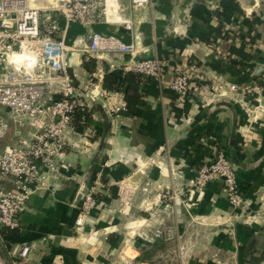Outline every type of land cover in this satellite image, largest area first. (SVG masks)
<instances>
[{"label": "crops", "instance_id": "obj_1", "mask_svg": "<svg viewBox=\"0 0 264 264\" xmlns=\"http://www.w3.org/2000/svg\"><path fill=\"white\" fill-rule=\"evenodd\" d=\"M252 5V0H152L150 7L123 15L134 22L130 33L112 24L96 26L126 43L139 39L140 57H157L168 70L195 66L208 81L252 83L264 94V10L252 11ZM112 58L120 64L125 57ZM109 62L99 65L107 70ZM171 75L143 82L131 116L114 120L100 104L92 107L81 128L91 130L90 137L64 157L73 165L69 179L53 192L32 195L21 215L22 231L5 237L11 251L30 246L24 264H52L56 258L67 264H114L117 258L122 261L116 264L125 258L129 264H163L169 258L179 264H264V101L248 98L246 107L181 104L170 89ZM10 127L9 145L17 141L14 124ZM220 152L235 167L240 193L250 204L244 213L232 209L219 179L202 194L189 192L198 168ZM124 184L132 188V201H123ZM86 187L94 189L98 206L79 234L75 221ZM160 193L179 200H159ZM140 195L149 197L147 210L168 207L182 215L172 237L128 240L125 229L138 231L141 224L125 214L145 210ZM144 252L147 260L139 261Z\"/></svg>", "mask_w": 264, "mask_h": 264}, {"label": "built area", "instance_id": "obj_2", "mask_svg": "<svg viewBox=\"0 0 264 264\" xmlns=\"http://www.w3.org/2000/svg\"><path fill=\"white\" fill-rule=\"evenodd\" d=\"M128 1L126 6L116 0L117 11L112 13L107 0H55L49 7H38L35 0H0V141L10 133V123L17 137L14 144L0 149V264L28 261L30 246L23 244L19 251H11L5 237L22 231L21 215L32 195L53 192L61 181L69 179L73 165L64 161L66 152L79 148L91 135V130L83 132L74 126L77 112H90L100 104L105 114L116 120L128 111L125 93L103 86L107 72H133L145 81L160 80L169 71L170 89L177 102L194 100L202 108L218 103L246 107L248 98L259 105L264 101L263 91L252 83L208 81L195 66L185 64L168 70L157 57H140L139 39L126 43L116 35L92 30L106 23L132 32L133 20L123 15L150 7L152 0ZM252 1V11L264 10V0ZM72 24L89 29L88 35L69 43L67 32ZM120 54L125 58L117 64L112 57ZM108 59L111 62L104 70L99 62ZM89 60L96 61L93 72L85 68ZM261 81L264 85V75ZM217 179L222 181L232 209L246 212L250 204L240 193L236 169L223 152L198 168L189 185L190 194L204 193ZM96 197L93 188L81 191L75 221L79 234L98 206ZM158 199L173 198L160 193ZM52 264L67 263L56 258Z\"/></svg>", "mask_w": 264, "mask_h": 264}, {"label": "rangeland", "instance_id": "obj_3", "mask_svg": "<svg viewBox=\"0 0 264 264\" xmlns=\"http://www.w3.org/2000/svg\"><path fill=\"white\" fill-rule=\"evenodd\" d=\"M35 3L37 4L38 7H49L55 3V0H35ZM57 17H58V21H60L61 17L60 16H57ZM11 135L12 133L11 134L9 133L3 140L0 141V149L9 145L8 143H9V139ZM12 142L13 141L11 140V143ZM126 188L128 189H132V188L131 186L126 185L122 189L123 193L125 194L129 193V195L122 196L125 198L124 200L125 202H129V201H132L133 193L131 192V190L126 191ZM139 199H140V204H141L142 209H145V210H141L138 213L137 212L136 213L127 212L125 214L126 217H128L129 219L131 217L133 218V216L135 217L136 219L135 222H136L137 227L138 225L141 224V226L138 227L139 228L138 231L136 230V227L134 226L131 227V225H129V227L125 229L126 230L125 233L127 235L128 240L131 242V240H135L139 238L143 242L153 243V241L158 240L160 237H172L175 234V231L177 230L174 228L173 224L175 223V221L181 220L183 218L182 215L177 214L179 216L176 217L174 215L176 213H174L173 210H170V208L168 207L158 209L155 212L151 210H147L146 207L149 202L148 195H140ZM172 200L170 202H176V200H179V199H176L175 201H172ZM159 202L161 201H158V203ZM195 235H197V232H195ZM152 238L153 240H151ZM121 261L122 260L120 258H117V261H114V264H116L117 262H121ZM122 263L129 264L126 258L123 260ZM163 264H179V261L171 260V258H169V260H167V262Z\"/></svg>", "mask_w": 264, "mask_h": 264}, {"label": "trees", "instance_id": "obj_4", "mask_svg": "<svg viewBox=\"0 0 264 264\" xmlns=\"http://www.w3.org/2000/svg\"><path fill=\"white\" fill-rule=\"evenodd\" d=\"M61 25H64L63 21L60 22ZM85 29L81 25L72 24L67 32V41L72 43V41L79 35L85 34ZM93 31L98 33L107 34L105 27L103 26H94ZM85 68L89 72L96 70V61L89 60L85 62ZM143 78L133 72H122V71H113L107 72L104 76L103 86L108 90L123 91L125 93L126 101L128 104V111L123 113L124 116H131L133 109L137 106L140 101V91L143 84ZM90 119L89 112L86 110H79L75 117L74 126L77 129L83 128ZM147 252L141 254L138 258L139 261L147 260Z\"/></svg>", "mask_w": 264, "mask_h": 264}, {"label": "bare ground", "instance_id": "obj_5", "mask_svg": "<svg viewBox=\"0 0 264 264\" xmlns=\"http://www.w3.org/2000/svg\"><path fill=\"white\" fill-rule=\"evenodd\" d=\"M107 6L109 12H116L117 11V3L116 0H107Z\"/></svg>", "mask_w": 264, "mask_h": 264}, {"label": "water", "instance_id": "obj_6", "mask_svg": "<svg viewBox=\"0 0 264 264\" xmlns=\"http://www.w3.org/2000/svg\"><path fill=\"white\" fill-rule=\"evenodd\" d=\"M80 197H81V194H80ZM79 200H80V198H79Z\"/></svg>", "mask_w": 264, "mask_h": 264}]
</instances>
